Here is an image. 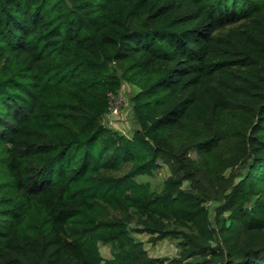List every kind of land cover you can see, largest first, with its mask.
Instances as JSON below:
<instances>
[{
  "label": "trees",
  "instance_id": "16d2710c",
  "mask_svg": "<svg viewBox=\"0 0 264 264\" xmlns=\"http://www.w3.org/2000/svg\"><path fill=\"white\" fill-rule=\"evenodd\" d=\"M0 264H264V0H0Z\"/></svg>",
  "mask_w": 264,
  "mask_h": 264
},
{
  "label": "rangeland",
  "instance_id": "374dc122",
  "mask_svg": "<svg viewBox=\"0 0 264 264\" xmlns=\"http://www.w3.org/2000/svg\"><path fill=\"white\" fill-rule=\"evenodd\" d=\"M123 94L121 93L118 97L112 98L111 110L113 113L112 118L104 119L107 124L111 120V127L123 134L124 136L130 137L135 128L133 121L131 120V111L128 104L129 96L136 92L133 86L124 85L122 87ZM127 95V96H126ZM169 171L166 166L161 165V168L156 172L154 176L142 177L140 181H148L152 188L158 189L161 182L168 176ZM132 236L140 240L143 244L147 254L153 258H159L164 261H169L172 257L176 256V241L171 238H166L156 243H151L147 234L132 233ZM98 250L102 258L108 259L111 257L110 247L107 245L99 244Z\"/></svg>",
  "mask_w": 264,
  "mask_h": 264
},
{
  "label": "built area",
  "instance_id": "2783aa9c",
  "mask_svg": "<svg viewBox=\"0 0 264 264\" xmlns=\"http://www.w3.org/2000/svg\"><path fill=\"white\" fill-rule=\"evenodd\" d=\"M118 96H119V95H117V97H118ZM110 98H111V99H110V110H111V101H112V98H115V97L111 96ZM110 110H109V113H108L107 115H105V118H104V119H107L108 117H109V118H112V114H115V112L113 113V112L110 111ZM109 118H108V119H109ZM106 125H107L108 127H111V120H109L108 123H107Z\"/></svg>",
  "mask_w": 264,
  "mask_h": 264
}]
</instances>
